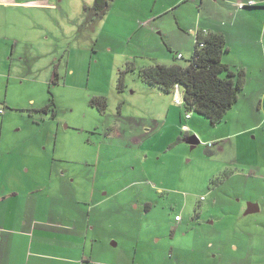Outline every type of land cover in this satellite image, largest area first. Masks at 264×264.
<instances>
[{
	"label": "rangeland",
	"instance_id": "rangeland-1",
	"mask_svg": "<svg viewBox=\"0 0 264 264\" xmlns=\"http://www.w3.org/2000/svg\"><path fill=\"white\" fill-rule=\"evenodd\" d=\"M33 2L54 5L34 13L43 38L28 43L7 11L0 39V181L89 221L103 263L264 264V5L242 10V54L223 63L242 60L229 67L244 87L213 125L138 72L186 65L222 0H112L102 17L95 0Z\"/></svg>",
	"mask_w": 264,
	"mask_h": 264
},
{
	"label": "crops",
	"instance_id": "crops-1",
	"mask_svg": "<svg viewBox=\"0 0 264 264\" xmlns=\"http://www.w3.org/2000/svg\"><path fill=\"white\" fill-rule=\"evenodd\" d=\"M33 1L0 0V27L2 28L0 39L7 35L5 32L9 23L7 11H13L16 13L14 21L18 28H24L23 38H29L28 43L30 44L37 43L34 38L43 35L37 36L39 28L33 24V20L41 15L34 13L41 11H47L41 12L44 14L49 13L54 5H50L49 9L48 5ZM182 1L177 0L176 5L180 6ZM198 1L203 2V0ZM239 1L222 0L225 7L221 8L219 16L223 18L208 21L203 24L204 29L191 32L195 37V46L199 33L204 36L217 34L225 38L229 55L236 52L242 54V26L246 28L249 23L245 19L242 20V10L236 7ZM258 1L264 2V0ZM17 12H25L29 15L23 17ZM20 54H23L22 51ZM182 56L184 60L185 56ZM230 62L224 63L228 66L234 63L242 64L241 59ZM187 120L194 121L195 118L191 116ZM185 127L182 125V129ZM187 140L190 139L187 138ZM16 184V179L12 180V178L7 179L6 183L0 181V264H119L103 263L101 260L93 259L96 241L89 240L87 230L95 228H91L89 221L80 220L74 226L69 225L66 221L68 219H64L63 212L54 209L53 204L47 198L45 201L33 193L23 194L16 188ZM177 222L183 221L181 219Z\"/></svg>",
	"mask_w": 264,
	"mask_h": 264
},
{
	"label": "trees",
	"instance_id": "trees-1",
	"mask_svg": "<svg viewBox=\"0 0 264 264\" xmlns=\"http://www.w3.org/2000/svg\"><path fill=\"white\" fill-rule=\"evenodd\" d=\"M112 0H95L94 12L101 17L107 13ZM228 45L221 35L204 36L199 33L193 56L186 65L173 64L155 65L139 70V77L150 88L171 95L176 86L183 93L184 108L187 112H195L207 118L213 125L222 123L228 113L233 110L238 100L239 92L244 87L242 72H233L223 63V57L228 53ZM177 60H183L178 59ZM134 65L120 73L119 89L125 88V76L135 72ZM103 104L95 99L92 104ZM53 101L41 111L48 113Z\"/></svg>",
	"mask_w": 264,
	"mask_h": 264
},
{
	"label": "built area",
	"instance_id": "built-area-1",
	"mask_svg": "<svg viewBox=\"0 0 264 264\" xmlns=\"http://www.w3.org/2000/svg\"><path fill=\"white\" fill-rule=\"evenodd\" d=\"M262 4L264 5V2H259L257 0H243V1H239L237 4H236V7L238 8V10H244L245 8H253V7H256L258 6L259 4ZM178 59H183V56L182 55H179L178 56ZM174 95H175V102L176 104L180 105V106H184V100L182 99V91H181V88L179 86H176L175 90H174ZM191 114H187L186 118L187 119H190L191 118ZM176 220L177 221H180L181 218L180 217H176Z\"/></svg>",
	"mask_w": 264,
	"mask_h": 264
},
{
	"label": "water",
	"instance_id": "water-1",
	"mask_svg": "<svg viewBox=\"0 0 264 264\" xmlns=\"http://www.w3.org/2000/svg\"><path fill=\"white\" fill-rule=\"evenodd\" d=\"M187 143L192 145L191 149L193 150L196 145L200 144V141L198 140L197 136H193L190 140H187ZM260 212V206L258 203H249L247 205V211L245 212V215L255 214Z\"/></svg>",
	"mask_w": 264,
	"mask_h": 264
}]
</instances>
